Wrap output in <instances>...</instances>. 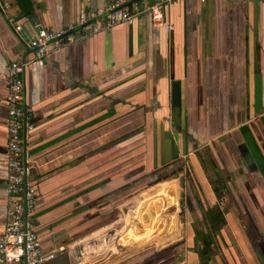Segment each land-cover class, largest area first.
<instances>
[{"label": "crops", "instance_id": "0c3cea01", "mask_svg": "<svg viewBox=\"0 0 264 264\" xmlns=\"http://www.w3.org/2000/svg\"><path fill=\"white\" fill-rule=\"evenodd\" d=\"M115 1L0 0L8 3L0 12V235L7 68L33 58L28 40L38 28L66 29L79 11ZM158 2L164 21L154 24L144 10ZM140 3L131 24L73 31V43L51 45L26 70L34 129L24 134L22 157L37 193L29 218L43 253L53 255L45 264H125L130 250L117 227L126 200L177 165L190 174L205 213H196L199 221L186 214L184 227L178 216L161 215L165 229L135 231L133 243H171L151 247L148 257L127 256V264H264V112L253 111L257 73L264 106V0ZM173 80L180 82L179 108H170ZM173 172L152 196L160 190L176 201ZM226 194L242 203L239 213L221 207Z\"/></svg>", "mask_w": 264, "mask_h": 264}, {"label": "built area", "instance_id": "2783aa9c", "mask_svg": "<svg viewBox=\"0 0 264 264\" xmlns=\"http://www.w3.org/2000/svg\"><path fill=\"white\" fill-rule=\"evenodd\" d=\"M141 0H116L104 10H81L73 25L66 29L47 30L38 28L28 40L33 58L12 61L7 68L6 105V182L4 193L7 197L4 227L0 235V264H45L53 255H45L36 231V225L29 218L37 205L36 187L29 182L30 170L23 161L24 134L34 129L30 121V110L25 98V74L32 61L42 59L49 47L60 48L73 43V31L79 34L97 33L117 24H131L141 13ZM203 1V0H201ZM8 3L0 2V12H5ZM154 24L164 21L162 3L147 7ZM15 33L22 28L13 26Z\"/></svg>", "mask_w": 264, "mask_h": 264}, {"label": "rangeland", "instance_id": "374dc122", "mask_svg": "<svg viewBox=\"0 0 264 264\" xmlns=\"http://www.w3.org/2000/svg\"><path fill=\"white\" fill-rule=\"evenodd\" d=\"M177 168H178V165L176 167L170 166L166 170H164V169L160 170L155 175L157 181L156 182L153 181L151 187H149L148 185H142L141 186L142 189L140 190V192L137 191L134 194L135 196H133L128 201L126 200V203H125L126 208H125L124 213H122V216H123L122 220L118 223V227H117L120 231H123L121 233L123 236L121 239V242L124 244L123 247L125 248V251L129 252L127 250L128 249L130 250V253H128V254L126 253V255H125V257H126L125 264L128 263L127 259L129 256L130 257H132V256L148 257V252H147L148 249H150L151 247L160 245L159 243H161V244L166 243L167 240L169 239V238L168 239H166V238L157 239L155 244L151 241L149 242V239H144L143 242L139 241V242L133 243V242H131L130 237L135 231L139 230V233H143L144 231H142V230L147 231L149 228L150 229L149 231H151L149 233H150V235H152L155 231L157 232V230H162L163 227L165 229L167 227V225H166V223L164 225V220L162 219V217L166 216V215L167 216H169V215L170 216H172V215L178 216V220H180V221H178V226H180L182 224V226L184 227L183 222H185L184 217L186 214L194 215L195 219L197 221H199L196 217V213H205L204 209L202 208V203L201 202L198 203V201H199L198 200V197H199L198 192H197L196 187L194 185H192V180L189 177L190 174H188V172H185V171L182 173H179L177 171ZM205 169H208V167H206ZM172 171H174V172L172 175H170V177L174 175L176 178V181H177L176 201L172 205H170L166 208L167 210L164 211L162 217L157 215V214L155 217V214H154V218L150 217L148 219V222L144 223L143 215L148 213V208L150 205H152V204L146 205V202L151 201V200H148V198L154 194V192L152 193L151 191L154 188L155 189L158 188L159 184L164 182V181H161L164 178V176L169 175L170 172H172ZM208 174H209V176H212V172L209 171ZM210 178L214 179L213 177H210ZM146 179H144L143 182H145ZM143 186H145V187H143ZM228 188H229V191H230V188H231V190H234V187H232V186L228 187ZM226 189H227V186H226ZM157 194H160V190H158ZM127 202H129V203H127ZM203 203L206 207L208 206V210H211L210 211L211 213L214 212V209H216L215 206L210 208L208 201H205ZM221 204H222L221 207L224 208L226 210V212L229 210V211H231V213H239L236 208L243 206L242 203H240V201L234 200L233 197L229 198L227 196V194H226L225 202H222ZM178 209L181 211V213H178V211H177ZM140 210L143 211V213H142L143 215H142L141 221L139 222V224H137V226H138L137 227L135 225L134 219L136 218L137 213H139ZM180 222H182V223H180ZM109 235L111 237H113L115 235V230L114 229L111 230ZM167 243L169 244L171 242H167Z\"/></svg>", "mask_w": 264, "mask_h": 264}, {"label": "water", "instance_id": "95a60500", "mask_svg": "<svg viewBox=\"0 0 264 264\" xmlns=\"http://www.w3.org/2000/svg\"><path fill=\"white\" fill-rule=\"evenodd\" d=\"M180 96V82L173 80L170 85V108L180 107ZM253 111L255 115H258L262 111L264 112L262 75L260 73L255 74L253 80ZM154 214V207L153 205H150L148 213L143 215L144 223H147L150 217L154 218ZM134 221L135 223H139L138 219H135Z\"/></svg>", "mask_w": 264, "mask_h": 264}, {"label": "bare ground", "instance_id": "6f19581e", "mask_svg": "<svg viewBox=\"0 0 264 264\" xmlns=\"http://www.w3.org/2000/svg\"><path fill=\"white\" fill-rule=\"evenodd\" d=\"M148 200H151V201L146 202V204L149 203V204H152L154 206L155 217H156V214L159 216L163 215L164 211L167 210L166 208L174 203V201L170 198L167 199V198L160 197V194L149 197ZM159 204H160V206H159ZM158 209H159V211H158Z\"/></svg>", "mask_w": 264, "mask_h": 264}]
</instances>
